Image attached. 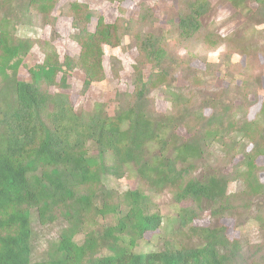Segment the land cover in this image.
Listing matches in <instances>:
<instances>
[{
  "label": "trees",
  "instance_id": "trees-1",
  "mask_svg": "<svg viewBox=\"0 0 264 264\" xmlns=\"http://www.w3.org/2000/svg\"><path fill=\"white\" fill-rule=\"evenodd\" d=\"M59 1L0 0V14L18 8L29 19L52 18ZM228 2L245 18L224 37L230 56L264 59V43L253 35L264 26V0ZM211 7L212 0H178L170 36L151 30V7L111 25L88 5L71 3L61 15L72 18L80 56L64 64L48 50L28 81L18 79L12 61L33 42L0 26V264H264V242L230 239L219 223L232 216L264 231V102L249 119L262 78L237 62L223 72L170 47L173 38L180 46L210 40ZM121 31L137 42L132 90L114 115L103 106L77 111L60 90V75L82 68L85 90L101 80L103 47L117 46ZM158 91L170 103L165 113L156 107ZM130 176L141 188L119 192L114 183ZM167 194L187 206L157 251L138 252L146 234L162 226L151 204ZM206 213L213 224L196 225ZM56 227L35 258L36 234Z\"/></svg>",
  "mask_w": 264,
  "mask_h": 264
},
{
  "label": "rangeland",
  "instance_id": "rangeland-1",
  "mask_svg": "<svg viewBox=\"0 0 264 264\" xmlns=\"http://www.w3.org/2000/svg\"><path fill=\"white\" fill-rule=\"evenodd\" d=\"M71 3L86 4L96 14L100 15L107 24L125 23L136 19L144 7H151L155 14V26L151 29L155 33L172 35L177 24L176 9L178 0H124L123 2H111L109 0H60L53 12L52 18L42 19L24 17L18 8L8 10L0 14V26L11 36L19 35L21 38L32 41L27 53H20L12 61L19 64L18 79L28 81L31 78L30 70L43 65L48 50L55 51L61 63L65 64L67 58H78L81 47L75 41L77 30L73 27L72 18L63 17L61 11ZM16 7V6H15ZM97 19L89 24L88 28L94 31ZM245 18L239 11L234 9L228 0H212L211 11L207 15V28L210 40H199L193 44L180 46L175 38L170 41V47L181 57H194L201 61L206 58L208 62L219 64L220 70L231 63H239L240 71L255 77L262 78L258 101L249 112V119H254L258 114L261 104L264 102V59L262 55L257 59L246 60L239 56H230L228 48L224 45V37L240 28ZM252 33L258 45L264 43V26ZM17 36V37H19ZM212 40V41H211ZM138 56V48L135 37L132 34L120 33L117 46L105 45L102 52V79L93 82L88 89H84L86 73L82 68L76 67L67 70L59 77V83L65 79V86L61 91L69 94L71 102L77 111H91L95 107L103 106L110 115L115 114L120 96L129 94L132 90L134 79V67ZM200 64V62H196ZM238 85L240 78H236ZM177 86L183 85V77L177 76ZM224 87V81L219 84ZM158 112L165 113L170 108L166 100V94L157 92L154 95ZM263 164V161H260ZM114 187L121 193L141 188L134 176L116 181ZM231 192L236 191V185L230 187ZM151 212L159 213L163 218L162 226L154 232H148L144 241L137 248L138 252L157 251L161 246L162 238L168 234L178 222V214L187 204L175 203L171 195H163L154 199L151 204ZM243 222V221H242ZM241 222V223H242ZM101 221V224H105ZM220 224L226 226L230 239H243L246 244L264 242V231H259L255 222H245L240 226L239 221L232 216L222 218ZM199 226H210L213 221L209 213L195 222ZM59 229L43 230L36 234L35 258H41L49 240L55 239Z\"/></svg>",
  "mask_w": 264,
  "mask_h": 264
}]
</instances>
